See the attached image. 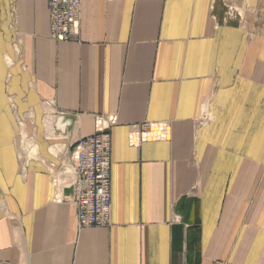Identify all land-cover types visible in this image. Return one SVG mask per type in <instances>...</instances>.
<instances>
[{
  "label": "crops",
  "instance_id": "0c3cea01",
  "mask_svg": "<svg viewBox=\"0 0 264 264\" xmlns=\"http://www.w3.org/2000/svg\"><path fill=\"white\" fill-rule=\"evenodd\" d=\"M80 39L0 0V264H264V0H82ZM99 117L112 223L79 230L63 157Z\"/></svg>",
  "mask_w": 264,
  "mask_h": 264
},
{
  "label": "built area",
  "instance_id": "2783aa9c",
  "mask_svg": "<svg viewBox=\"0 0 264 264\" xmlns=\"http://www.w3.org/2000/svg\"><path fill=\"white\" fill-rule=\"evenodd\" d=\"M50 16V38L57 43H79L80 24L82 20V0H48ZM239 18L240 13L232 6L227 8L226 18ZM45 109H53L51 101L43 103ZM99 117L96 121V132L79 140L63 157L62 168L73 166L75 178L69 202L75 206L78 229L110 227L112 223V120ZM152 126L146 125L143 139L157 138L152 133ZM152 135H155L154 137ZM31 153L21 154L24 171ZM53 180L60 188L58 173Z\"/></svg>",
  "mask_w": 264,
  "mask_h": 264
},
{
  "label": "rangeland",
  "instance_id": "374dc122",
  "mask_svg": "<svg viewBox=\"0 0 264 264\" xmlns=\"http://www.w3.org/2000/svg\"><path fill=\"white\" fill-rule=\"evenodd\" d=\"M228 19V18H227ZM24 140H22L24 143L26 142V144L28 143L27 140H29L28 137H22ZM32 143V142H31Z\"/></svg>",
  "mask_w": 264,
  "mask_h": 264
}]
</instances>
